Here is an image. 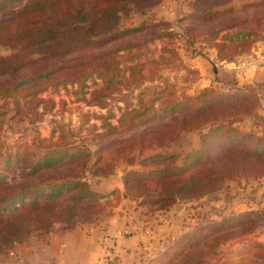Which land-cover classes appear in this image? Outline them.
Listing matches in <instances>:
<instances>
[{
    "label": "rangeland",
    "instance_id": "1",
    "mask_svg": "<svg viewBox=\"0 0 264 264\" xmlns=\"http://www.w3.org/2000/svg\"><path fill=\"white\" fill-rule=\"evenodd\" d=\"M163 3H167L168 12L173 15L161 12L159 6ZM107 7L117 11V15L96 19ZM81 8L87 11V26L91 30L59 38L93 41L87 46L47 61L28 62L37 57L43 46L35 42L28 46L12 44L25 41L34 26L53 25L57 17L71 15L59 23L66 27L74 25L79 21L74 15ZM208 9L210 12L206 13ZM115 27L120 31H113ZM56 39L51 42L55 44ZM202 45L207 47L203 49ZM210 49L218 52L214 57L218 68L222 60H228L230 64H239L245 72L256 66L263 72L262 80L255 83H217L218 91L235 93L231 99L238 97L237 104L215 107L216 111L203 114L204 119L216 115L240 117L242 121L235 122L233 127L241 132H251L249 128L255 134V126L260 122L257 111L264 102V0H197L194 10L193 0H0V87L5 85L9 92L0 93V173L17 183L31 169L28 158L36 160L50 152L55 142L68 143L70 150H81V154L59 166L58 171L47 169L50 174L84 171L87 180L97 188L110 181L109 176H104L110 170L123 171L124 179L127 174L133 175L131 181L125 179L122 190L128 200L122 198L120 191L111 198L105 187L98 188L103 196L98 202L104 205L98 219L112 213L115 205L123 201L127 211L135 207L136 213L157 214L174 197L160 189L170 172H163V176L154 174L156 179L146 181L140 174L148 175L151 168L157 167L142 165L141 159L161 160L160 165L162 159L157 155L178 153L174 159H165L160 167L181 166L190 152L184 147L198 141L201 145L203 135L215 125L208 120L200 130H171L166 134L165 129H154L155 121L146 123L143 119L151 116V106L159 109L184 101L187 94H196L192 90L198 75L187 56H205ZM54 62L56 67L65 68L48 77L35 76L55 67ZM209 66L213 73L212 65ZM99 71L102 76L97 75ZM24 77L27 80L20 82ZM220 77L229 80L224 73ZM223 78L216 76L218 82H223ZM239 90L246 94L240 95ZM143 110L144 116L134 114ZM133 115L138 122L129 125ZM179 117L169 114L165 122L174 125ZM218 134L226 132L220 130ZM174 135L172 141L139 154L143 146ZM240 177L243 174L226 180L224 204L211 209L210 214L202 212L206 214L204 222L198 217L193 224H187L186 233L195 235L179 239L164 258L152 263L264 264V208L258 212H226L234 194L230 180ZM194 199L186 196L174 203H190ZM190 213L194 218L196 212ZM157 215L155 218L161 219ZM7 247L0 244V252ZM199 259L202 262L197 263Z\"/></svg>",
    "mask_w": 264,
    "mask_h": 264
},
{
    "label": "trees",
    "instance_id": "2",
    "mask_svg": "<svg viewBox=\"0 0 264 264\" xmlns=\"http://www.w3.org/2000/svg\"><path fill=\"white\" fill-rule=\"evenodd\" d=\"M196 1L193 0V10ZM209 10L206 13L210 12ZM86 14L87 11L83 8L79 9L76 15H74L78 17L79 21L74 23V25L72 24V26L68 25V27L59 22L72 17L71 15L55 18L53 25L42 23L34 26L30 28L33 30L31 34L25 36V41L21 40L17 43L13 41L12 44L28 46L35 42L43 46V49L37 51V57L29 59L28 62L47 61L46 59L70 54L77 49L87 46L89 42H93L63 41L61 39L62 37L72 35L76 31H90L91 28L87 26L90 23V19L86 17ZM109 15H117V11L107 7L101 14V17H96V19H102L103 16V19H107ZM113 31L120 30L115 27ZM55 38L57 39L55 44H53L51 40ZM57 42L58 44L56 45ZM202 47L205 49L207 46L202 45ZM56 64L57 62H54L55 67L36 73L35 76L48 77L51 73L65 68L61 66L56 67ZM11 72L13 73L14 70L12 69ZM97 75L102 76L101 71ZM25 80H27V77L21 79L20 82ZM215 87L212 85L197 91L194 95L187 94L184 96V101H177L159 109L151 106L149 107L150 112H152L151 116L143 117V122L149 123L155 121L154 129H165L166 134H169L171 130L178 132L182 130H200L208 120L211 121L210 124L212 126L215 125V128L210 133L203 135L198 149H192V151L189 150L190 152L186 153L181 166L171 167L164 164L163 167H160L165 159H174L177 155L179 156L178 153L156 154L157 157L162 159V164L160 165L158 163L161 160L150 162V158H140L142 165H156L157 167L155 170L151 168L148 175L140 174L141 178L146 181L156 179V175L163 176V172H170V175L166 178V182L161 183L160 189L167 191L168 194L174 197L160 209L171 206L172 203L182 197L199 198L218 191L224 187L223 184L227 179H232L237 175L243 174V177H249V175H253L254 177L256 175L264 176L263 135L254 134L249 128L247 130L251 132H241L236 127H233L235 122L242 121L240 117L230 119L229 115H220L221 117L219 118L216 115L213 118L204 119L203 114L216 111L215 107L218 109L223 107L229 108L237 104L238 97H236V100L231 99L235 93L218 91ZM0 93L9 94L5 85L0 87ZM239 94L245 95L246 92L239 90ZM260 107L261 105L259 109ZM144 112V110L141 112L135 111L134 114L141 116ZM257 112L260 115L258 126L263 125V116L259 113V110ZM169 114L180 116L176 118L174 125H172L173 123L165 122V117ZM188 115L190 116L188 117ZM135 120L136 116L130 121L129 125H136L138 121L136 122ZM118 121L122 123L123 118H120ZM225 122H227V125H224L226 124ZM220 130L225 131L226 134L219 135ZM174 138H176V135L151 142L143 146L139 150V154L142 155L147 148L162 146ZM53 146L55 147L54 149L48 153H44L36 160L28 158L31 169L24 173L23 178L17 183L9 181L7 176L0 173V244L7 245L8 249L15 242L26 240L32 234L38 232L49 233L57 223L67 226L92 223L98 219L100 213L103 211L104 205L98 202V200L103 198L99 192L100 189H98L101 187L97 188L95 184L92 185L87 180V175L84 171L81 173L65 171L63 174L57 175L55 173L50 174L47 170L52 168L53 171H58L57 168L59 166L64 165L65 162L74 161L73 157L76 154H81L82 151L70 150L68 143L55 142ZM113 173L114 171L110 170L104 173V176L110 177ZM93 174L96 175L97 173L93 172ZM132 176L131 174H127L125 179L131 181L132 179L129 180V178ZM97 182L95 180V183ZM99 182L101 184V181ZM190 189L194 191L183 194V191ZM108 192V196L111 198L117 195L115 190H109ZM205 215H199L200 222H204L202 219L206 218ZM205 226L210 225H203L202 227L204 228ZM195 234L189 232L185 233L183 237L190 238ZM166 255L167 253H164L159 258L162 259ZM185 256L188 257V254ZM200 262H202V259L197 260V263Z\"/></svg>",
    "mask_w": 264,
    "mask_h": 264
},
{
    "label": "crops",
    "instance_id": "3",
    "mask_svg": "<svg viewBox=\"0 0 264 264\" xmlns=\"http://www.w3.org/2000/svg\"><path fill=\"white\" fill-rule=\"evenodd\" d=\"M159 8L166 16L173 15L172 11L168 12L167 3H163ZM213 49L205 56H187L190 67L198 75L193 82L192 91L216 86L217 83L226 85L231 82L255 83L262 80L260 76L263 71L257 66L248 73L245 69H240L239 64L233 65L228 60H222L218 68L214 61L218 52ZM210 64L213 73L209 72ZM251 65L254 66L253 63ZM223 73L229 80L220 77ZM216 76L223 78V82H218ZM259 113L264 120L263 100ZM255 129L256 133L264 136V124L255 126ZM199 146L198 141L197 144L186 145L184 150L189 151ZM114 172L110 181L104 183L103 187L108 191L115 190L117 194L120 191L122 195L126 185L123 171L116 169ZM234 182L237 186L233 185ZM230 184L234 194L232 193V201L226 212L237 214L264 208V176L240 177L230 180ZM225 195L226 188L223 187L190 203L184 200L176 202L157 211L161 219L155 218L158 213L153 216L136 213L138 209H133L135 207L127 211L124 209L126 201H123L115 205L112 213L101 216L92 223L76 226L57 223L49 233L32 234L26 240L15 242L8 250L0 252V264H105L109 256L112 257V264H153V261L173 249L176 241L188 231L187 224H193L194 219L204 214L202 212L208 211L210 214L211 209L223 205ZM127 197L126 193L122 195L124 199ZM218 197H222V200ZM188 204L191 205L188 207ZM191 211L196 212L194 218ZM146 228H149V233L145 232Z\"/></svg>",
    "mask_w": 264,
    "mask_h": 264
},
{
    "label": "built area",
    "instance_id": "4",
    "mask_svg": "<svg viewBox=\"0 0 264 264\" xmlns=\"http://www.w3.org/2000/svg\"><path fill=\"white\" fill-rule=\"evenodd\" d=\"M145 232L149 233L150 232L149 228H146ZM105 264H112V257L109 256V259L106 260Z\"/></svg>",
    "mask_w": 264,
    "mask_h": 264
},
{
    "label": "water",
    "instance_id": "5",
    "mask_svg": "<svg viewBox=\"0 0 264 264\" xmlns=\"http://www.w3.org/2000/svg\"><path fill=\"white\" fill-rule=\"evenodd\" d=\"M125 195V194H124Z\"/></svg>",
    "mask_w": 264,
    "mask_h": 264
}]
</instances>
